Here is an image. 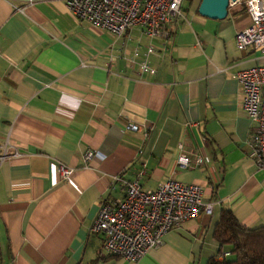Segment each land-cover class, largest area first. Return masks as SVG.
<instances>
[{
	"label": "crops",
	"instance_id": "0c3cea01",
	"mask_svg": "<svg viewBox=\"0 0 264 264\" xmlns=\"http://www.w3.org/2000/svg\"><path fill=\"white\" fill-rule=\"evenodd\" d=\"M198 6L151 57V75L132 45L79 20L67 0H0L1 264H207L220 247L223 206L249 228L264 225V169L250 155L253 123L236 77L264 55L236 47L251 23L243 3L223 19ZM181 145L204 165L181 169ZM59 163L73 168L70 178L58 175ZM143 164L144 186L203 184L213 211L137 262L99 260L102 236L91 231L99 205L122 195L118 175L135 177Z\"/></svg>",
	"mask_w": 264,
	"mask_h": 264
},
{
	"label": "built area",
	"instance_id": "2783aa9c",
	"mask_svg": "<svg viewBox=\"0 0 264 264\" xmlns=\"http://www.w3.org/2000/svg\"><path fill=\"white\" fill-rule=\"evenodd\" d=\"M237 2L245 5L251 23L236 33V47L264 55V0ZM67 4L79 20L121 37L125 48L132 45L133 57L141 59V72L151 75L157 71L151 57L167 47L184 17V0H67ZM143 38L147 39L146 43ZM236 77L243 94V109L253 123L249 134L250 155L264 169V65L241 69ZM126 128L137 130L132 124ZM180 148L177 160L181 169L204 165L202 153L185 145ZM2 149L0 160L7 157V147ZM93 154L92 149L88 150L85 161ZM145 168L143 164L132 178L118 175L116 182L122 195L114 200H102L99 205L91 231L102 236V257L117 256L137 262L150 249L159 247L168 232L202 212L213 211V203L204 197L203 184L167 179L155 188H148L142 182ZM56 171L66 180L73 168L59 163ZM229 255L225 251L223 256ZM2 260L0 246V264Z\"/></svg>",
	"mask_w": 264,
	"mask_h": 264
},
{
	"label": "trees",
	"instance_id": "16d2710c",
	"mask_svg": "<svg viewBox=\"0 0 264 264\" xmlns=\"http://www.w3.org/2000/svg\"><path fill=\"white\" fill-rule=\"evenodd\" d=\"M214 237L220 247L207 264H264V225L249 228L238 220L230 208L223 206ZM225 251H229L230 255L223 256ZM110 257L114 256L100 257L99 260Z\"/></svg>",
	"mask_w": 264,
	"mask_h": 264
},
{
	"label": "water",
	"instance_id": "95a60500",
	"mask_svg": "<svg viewBox=\"0 0 264 264\" xmlns=\"http://www.w3.org/2000/svg\"><path fill=\"white\" fill-rule=\"evenodd\" d=\"M237 0H201L198 12L209 18L223 19L229 13V7Z\"/></svg>",
	"mask_w": 264,
	"mask_h": 264
},
{
	"label": "rangeland",
	"instance_id": "374dc122",
	"mask_svg": "<svg viewBox=\"0 0 264 264\" xmlns=\"http://www.w3.org/2000/svg\"><path fill=\"white\" fill-rule=\"evenodd\" d=\"M200 3V0H192V3H190V0H184V12H190L193 10V8H197L198 4ZM193 7V8H192Z\"/></svg>",
	"mask_w": 264,
	"mask_h": 264
}]
</instances>
